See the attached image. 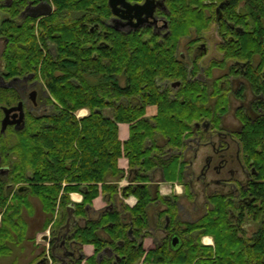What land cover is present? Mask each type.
<instances>
[{
    "label": "trees",
    "instance_id": "trees-1",
    "mask_svg": "<svg viewBox=\"0 0 264 264\" xmlns=\"http://www.w3.org/2000/svg\"><path fill=\"white\" fill-rule=\"evenodd\" d=\"M263 1L248 4V13L245 6L237 12L239 1L231 5L227 19L254 31L238 34L239 39L231 43L234 50H225L226 55L244 59L246 46L261 49L264 33L256 29L264 31ZM53 2L55 10L50 15L35 18L21 17L23 0H0V37L5 40L0 58L5 77L34 73L44 81L52 107L46 114L28 112L23 128L13 130L14 141L8 140V129L0 131V257L26 238L23 211L30 207L32 197L48 215L46 226L59 206L52 227L53 245L68 216L69 195L77 191L83 198L74 204L73 213L86 221L66 236L79 245H94L95 254L85 264H264V128L252 129L244 142L263 182L257 193L262 202L249 212L256 232L241 236L240 228L232 224L227 202L213 199L210 211L186 224L187 230L212 235L214 246L198 238L176 250L165 242L144 248V239L150 236L149 206L164 200L147 183L149 173L160 169L167 181H181L186 162L172 151L184 147L196 122L218 118L210 86L196 78L198 65L180 58L178 51L183 38L194 30L202 33L214 23L211 5L203 0H167L170 33L161 36L146 27L119 31L106 25L112 16L107 0ZM19 99L16 89L0 87V130L1 107ZM149 106L156 107L152 116L146 115ZM82 108L89 113L77 117ZM108 108L112 117L105 115ZM121 122L128 123L130 130L124 142L118 135ZM167 148H172L170 156L165 155ZM123 155L129 169L137 173L121 194L134 195L137 202L118 209V184L111 180L125 175L118 165ZM100 193L107 194V203L113 207L109 204L88 219V208ZM166 213L172 222L180 223L171 204L157 214L160 225ZM106 247L113 254L98 259ZM51 257L56 261L53 251ZM75 262L80 264L81 258Z\"/></svg>",
    "mask_w": 264,
    "mask_h": 264
},
{
    "label": "flooded vegetation",
    "instance_id": "flooded-vegetation-1",
    "mask_svg": "<svg viewBox=\"0 0 264 264\" xmlns=\"http://www.w3.org/2000/svg\"><path fill=\"white\" fill-rule=\"evenodd\" d=\"M23 1L24 6L21 10V17L32 16L31 9L43 2L51 6V13L55 10L53 0ZM125 1L130 4L142 5L146 0ZM236 1L240 2L237 12H240L241 8L245 6L248 13L250 12L247 7L248 4L255 3L258 0H203L205 4L211 5L209 13L213 15L217 33L221 37L216 48L222 56L211 60V63L202 70L199 69L196 78L210 86L212 91L211 100L215 102V110L219 111L217 113L218 118L212 116L209 119L196 122L191 135L186 138L184 147L177 151L186 162L181 179L184 187L181 191L183 195H164V200L157 199L150 204L149 232L154 243L153 248L157 244L161 245L165 242L169 249L176 250L185 241L189 242L198 238L202 243V237L205 235H202L199 230H187L186 223L192 224L210 211L213 199L227 202V210L232 224L240 228L239 234L241 236L248 237L257 230L256 222L249 219V212L255 205L262 202L261 199H257V193L263 182L259 179L256 161L245 151L244 142L247 134L252 129L264 128V44L261 49L246 46L244 59L233 58L225 54V50L233 48L231 43L239 39L238 34L248 32V30L254 31L253 29H247L246 26L234 25L231 19H227L226 14L232 10L233 6L231 5ZM108 7L112 16L107 20L106 25L116 30L130 31L146 27L161 36L170 33V11L167 0H152L150 6L144 8V12L153 10L152 15L148 17L145 16L146 13L140 16L138 10L127 12V7L121 4L117 5L118 15L113 14L109 4ZM41 17L44 16L35 18ZM140 19L143 23L135 28V24ZM246 21L248 22V20ZM247 27L251 28L248 25ZM206 31L197 33L194 30L186 37L189 38L186 43L187 49L193 50L192 52L195 55H201L200 58L207 53L205 43L202 42ZM256 31L264 33L260 29H256ZM184 56L180 54V58L184 59ZM197 58L199 57H193L191 62L195 61L198 65L200 58L198 60ZM209 66L211 68L208 74L207 69ZM0 85L12 87L20 94V99L16 104L5 106H21V108L8 114L9 118L16 120V122L8 125L7 129L9 127L17 128L19 125L17 120H19L21 112L24 115L25 122L29 112L24 101L27 98L35 108L41 106L46 110L45 107L48 106L47 91L44 84L40 83V79L34 73L27 76H13L7 79L3 72L1 58ZM33 92L35 93V102L30 99V94ZM223 101H225L223 103L225 105L219 106V102ZM15 113L18 114L13 118L12 115ZM170 154L166 152L165 155L170 156ZM186 154L189 155L186 156ZM182 197H188L190 202L194 204L201 199L199 206L194 208V211L199 214L197 218L192 221L175 223L171 221L166 213L164 215L165 222L160 225L157 214L167 210L168 205L172 204L176 207L178 215L179 209L182 207L180 201ZM185 229L187 231L183 232Z\"/></svg>",
    "mask_w": 264,
    "mask_h": 264
},
{
    "label": "crops",
    "instance_id": "crops-1",
    "mask_svg": "<svg viewBox=\"0 0 264 264\" xmlns=\"http://www.w3.org/2000/svg\"><path fill=\"white\" fill-rule=\"evenodd\" d=\"M82 110H84L83 113H80ZM156 112L155 106H149L147 107V116H152ZM80 113V114H79ZM89 113V110L87 108H83L77 111V117H83ZM113 111L112 109L108 108L105 110V115L108 117H112ZM82 115V116H81ZM119 126V139L121 141H126L129 138V124L125 122L118 123ZM162 141V139H161ZM163 145L165 142H161ZM167 151H172L170 148H167ZM177 152V151H172ZM170 153V152H169ZM189 154H186L188 156ZM181 159H183V156L181 155ZM118 165L121 167V169H125V175L123 178H119L118 180L115 178H112L111 181L118 184V196L116 200L115 206H117L118 209H121L122 205H128L129 207H133L136 202L137 198L134 195H129L126 197H123L121 194V188L123 186H126L130 183V179H133L136 175V170H130L129 169V161L128 158H126L124 155L121 156L118 159ZM128 167V168H127ZM150 178L147 181L153 189V191H158L161 195H171V192L174 193H181V187L179 185H182V181H167L165 177L163 176V172L160 169H155L149 173ZM179 184V185H178ZM100 187V185H99ZM107 195V194H106ZM106 195L104 196L103 193H100L99 196H97L92 203V206L88 208V214L87 218H95L97 217L98 213L103 210L107 205L112 203H107ZM177 195V194H176ZM70 200L72 201L71 204L79 203L83 195L80 192H71L70 193ZM109 198V197H108ZM30 207L27 210L23 211V219L25 220L27 230H26V238L17 245H12L11 247V253L0 257V264H46L45 259V249L43 248V244L37 241V237L42 232H45L46 229L51 225V231L52 227L54 225V221L56 220L57 216L53 215V220L46 226V220L48 218V215L43 212L41 203L34 197L30 198ZM75 209V207H74ZM67 214L68 211L66 210ZM148 212L150 214L151 209L149 206ZM74 214V213H73ZM126 214V213H125ZM75 219L72 224L71 221V228L68 233L73 230L75 225H83L86 221L85 217H77L75 214ZM68 219V216H67ZM66 219V221H67ZM66 221L63 225V227L66 224ZM60 228V234L63 237L64 233L66 232L65 228ZM67 233V234H68ZM102 235H104L103 232H101ZM62 238L60 241L54 242L53 245H55L54 250H52L55 253L56 261H53L52 264H77L75 262V258H81L80 264H85L86 258H89L95 254V247L91 243L87 244H76L70 241V238L66 236L65 238V246L61 244ZM203 243V242H202ZM208 243L205 242L204 245ZM51 244V246H53ZM76 246V247H75ZM154 247V243L152 238L145 237L144 239V248L146 250L152 249ZM111 248V247H110ZM112 249V248H111ZM70 251H73V253H70ZM103 252V251H102ZM100 252L98 254V259L103 258L105 255H112L113 250L111 254H108L109 252L103 253L102 257H99V255L102 253Z\"/></svg>",
    "mask_w": 264,
    "mask_h": 264
},
{
    "label": "rangeland",
    "instance_id": "rangeland-1",
    "mask_svg": "<svg viewBox=\"0 0 264 264\" xmlns=\"http://www.w3.org/2000/svg\"><path fill=\"white\" fill-rule=\"evenodd\" d=\"M204 36L202 38V42L205 43V46L207 48V53L202 58H200L201 55L193 54V52H192L193 50L190 51V50L187 49V44L186 43L189 40V38H183L181 40V42H180V47H179V54L185 55L184 59L186 60V62L190 63L193 57H199L200 58V59L197 58V60L199 59L198 68L201 69V70L203 68H205L209 63H211V60H215L216 58H220L222 56L221 52H219L217 50V48H216V45L218 44V42H220L221 37L217 33V26L214 23L210 24V26L207 29L206 33H204ZM263 37H264V35H263ZM4 44H5L4 38L0 37V53H1L2 49H3V47H4ZM39 79H40V83L44 84V81L41 78H39ZM44 88L47 91L46 87H44ZM47 95H48V92H47ZM24 101H25V103L27 105V110L29 112H32V113L37 114V115L46 114V113H49L52 110V107L49 104H48L47 107H45L46 108V110H45L41 106L38 107V108H35L32 105V102L29 100V98H27ZM83 112H84V110H82L80 113H83ZM2 118H3V112H2V115H1V119ZM13 130H14L13 127H9L8 130H7L8 140L9 141H14L15 140V138H14L15 133H14ZM179 186L181 187V190L184 189V187L182 185H179ZM170 194H172V195L177 194V195H180V196L183 195L182 192L181 193H174V192H171V191H170ZM180 201H181L182 207L179 209V214L177 215L176 219H178L180 221H192V220H195V218H197V216L199 214L194 211V208L199 206V204L201 202V199L199 201L197 200L196 204L190 202L188 197H182L180 199ZM57 211H59V206L58 205L56 206V209L54 211V215H55V213H57ZM163 219H164V217H163ZM1 220H2V216L0 215V224H1ZM161 221H162V219H161ZM202 242H203L202 244H204L205 242H208V243L205 244L207 246H214V238H213L212 235L203 236L202 237ZM42 246L45 249V246L44 245H42Z\"/></svg>",
    "mask_w": 264,
    "mask_h": 264
},
{
    "label": "water",
    "instance_id": "water-1",
    "mask_svg": "<svg viewBox=\"0 0 264 264\" xmlns=\"http://www.w3.org/2000/svg\"><path fill=\"white\" fill-rule=\"evenodd\" d=\"M152 2V0H146L142 5L140 4H130L128 3L127 1L125 0H108V4L109 6L111 7V10L113 12V14L115 15H118L117 14V5L121 4L125 7H127V12L128 11H132V10H138V14L140 16L143 15V13H146L145 16L148 17L149 15H152V11L150 10V12H144V8H148L150 6V3ZM152 7V6H151ZM52 11V8L49 4L47 3H40L38 4L37 6H34L32 9H31V12H32V16L34 17H38V16H45V15H49ZM142 20L140 19V21H138L136 24H135V28H138L141 24H142ZM51 50L53 51V54H56V51H55V47L52 46L51 47ZM173 86H177L179 85V82L177 83H173L172 84ZM0 87H7V85H0ZM30 99L33 100L35 102V93H31L30 94ZM2 108V111L4 112L5 114V117L1 120V133L5 132L8 125L10 124H13L14 122H16V120H11L8 116L9 113H11L13 110H16L18 108H21V106L19 105L18 107L16 106H13V107H1ZM18 113H15L13 114V118L17 116ZM18 121V126H17V130L23 128L24 126V115L23 113L21 112V115H20V118ZM170 150H172V148H170ZM110 208L113 207L112 204L109 205ZM67 211H68V219L66 221V224L63 228H65L66 232L64 233L63 237L61 236L60 232L54 237V240L56 241H60V239L62 238V242L61 244L63 246H65V238H66V235L67 233L69 232L70 228H71V221H73L75 219V216L73 214V211H74V206L73 204H70L68 205L67 207ZM132 228L129 229V234L131 235L132 234ZM53 233H54V230H53ZM175 240H177L175 238ZM55 248V245L52 246V250H54ZM105 252H109L108 254H111L112 253V249L110 247H106L103 249V252L99 255V257H102L103 256V253ZM70 253H73V251H70Z\"/></svg>",
    "mask_w": 264,
    "mask_h": 264
},
{
    "label": "built area",
    "instance_id": "built-area-1",
    "mask_svg": "<svg viewBox=\"0 0 264 264\" xmlns=\"http://www.w3.org/2000/svg\"><path fill=\"white\" fill-rule=\"evenodd\" d=\"M58 215L55 213V217ZM50 235V236H49ZM37 241L42 243L45 246V259L47 261V264H52V257H51V252H52V246H51V225L46 229L45 232H42L39 234L37 237Z\"/></svg>",
    "mask_w": 264,
    "mask_h": 264
},
{
    "label": "bare ground",
    "instance_id": "bare-ground-1",
    "mask_svg": "<svg viewBox=\"0 0 264 264\" xmlns=\"http://www.w3.org/2000/svg\"><path fill=\"white\" fill-rule=\"evenodd\" d=\"M82 116V115H81ZM123 142V141H122ZM120 166V165H119ZM121 168V167H120ZM128 168V167H127ZM123 170H125V169H123ZM125 172V171H124Z\"/></svg>",
    "mask_w": 264,
    "mask_h": 264
}]
</instances>
